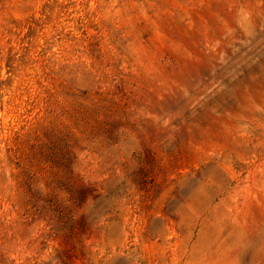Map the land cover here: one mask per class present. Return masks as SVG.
<instances>
[{"label": "rangeland", "instance_id": "374dc122", "mask_svg": "<svg viewBox=\"0 0 264 264\" xmlns=\"http://www.w3.org/2000/svg\"><path fill=\"white\" fill-rule=\"evenodd\" d=\"M0 264H264V0H0Z\"/></svg>", "mask_w": 264, "mask_h": 264}]
</instances>
